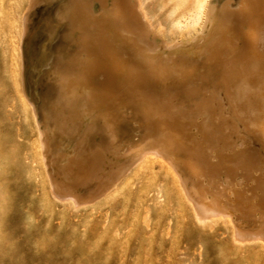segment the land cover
<instances>
[{"label": "rangeland", "instance_id": "rangeland-1", "mask_svg": "<svg viewBox=\"0 0 264 264\" xmlns=\"http://www.w3.org/2000/svg\"><path fill=\"white\" fill-rule=\"evenodd\" d=\"M12 2L0 1V264H264V242H234L229 224L216 217L199 219L186 199L171 188V179L161 174L156 158L152 163L143 160L131 167L114 191L91 204L75 206L55 197L48 171L31 148V142L37 139L33 114L30 110L26 113L21 102L24 92L36 110L51 172L76 190L87 189L81 181L95 168L98 158L103 169L111 170L120 162L133 161L136 153L150 144L167 146V154L182 173L192 174L199 184L201 170L207 171L205 161H199L201 151L213 156L207 141L222 147L231 141L240 142L238 136L244 134L246 139L238 147H224L230 148V153L239 148L241 154L252 148L264 167V152L258 150L264 138L251 127L252 133L246 132L247 125L240 119L264 117V35L259 37V44L249 40L254 33L255 13L245 12L243 17L225 22L221 4L205 37L165 48L160 44L149 47L153 41L150 35L143 37L138 31L123 29L113 6L100 0H36L21 43L26 2L22 0L13 16L14 85L11 50L2 39ZM246 2L252 9L262 0ZM246 42L252 46L239 56L238 48ZM150 62L154 68L148 65ZM92 64L96 71L90 72ZM223 74L228 76L227 81ZM73 75L84 77L72 94L67 91ZM154 96L159 97L155 98L157 105ZM196 100L200 109L189 117L184 115L196 108ZM143 108L151 112L144 119ZM146 123L150 130H146ZM63 124L65 129H61ZM190 160L195 162L191 161L195 171L189 166ZM215 160L211 161L216 165L231 162L225 155ZM260 174L264 175V169Z\"/></svg>", "mask_w": 264, "mask_h": 264}, {"label": "bare ground", "instance_id": "bare-ground-1", "mask_svg": "<svg viewBox=\"0 0 264 264\" xmlns=\"http://www.w3.org/2000/svg\"><path fill=\"white\" fill-rule=\"evenodd\" d=\"M20 1H22V0H14V2H12L11 7L8 10L9 11V13H8L9 16H5V12H4V16L6 17V22L5 21L4 22H5L7 28H6V31L4 29L5 32L2 35V37H3L2 39L5 42V45H7V47L10 48V50H11V54H10V71H11V78L14 81V85H17V77H16V74L14 72V67H13V60H14V55H15V53H14V40H13V37L16 34V32H15L16 31L15 30V25L13 23V16H14V12H15L16 6L20 4ZM35 1L36 0H26V2H25V5H24L23 11H22L23 27H22L21 36H20V42L21 43H22V40L24 39V37L26 35V32L28 30V26H29L28 23H27L28 13L32 10L33 6L35 5ZM100 1L102 3H106V4L108 3L110 6L111 5L113 6L115 12H117L116 16L120 19V22L122 24V28L123 29L126 28V29H128L130 31H133V32L134 31H138L139 33H141V35L143 37H145L147 35L148 36L150 35L151 38L153 39V41L149 44V47H155V46H158L160 44V45H163V47H165V48H171V47H174V46L187 45V44H190V43L195 42L196 40L201 39L204 36V34L207 32V30L209 29V27L211 26V24L213 23V21L215 19V16H216V13H217V10H218L219 6H221V4L223 5V9H224V12H225V19H224L225 22H226V20L227 21L228 20H232L233 17L241 18V17L244 16L245 12L250 13V15H251V13H255V16H253V17H255V27L253 28V30H254L253 32L254 33L250 37L249 40L252 39L253 41H255L256 43L259 44V37H261L262 35H264V0H262L261 4H259V6H254L252 9L247 8L248 7L247 6L248 5L247 4L248 2H246V0H100ZM6 3L7 2H5V4ZM7 4L10 5L9 3H7ZM3 8L5 9V7H3ZM250 15H249V17H252ZM111 16H112V14H111ZM52 20L53 19H51V21ZM113 20H115V19H113ZM50 25H51V23H50ZM50 25H49V27H50ZM212 25H214V23ZM242 26H243V24H242ZM30 29H31V26H30ZM126 29L124 30V32L126 31ZM242 31H243V29H242ZM14 32H15V34H14ZM106 32H108V31H106ZM105 36H107V35H105ZM126 36H127V34H126ZM239 36H241V34ZM127 37L130 38V35L127 36ZM218 39H217V41H218ZM143 40H145V39H143ZM221 40H223V42H224L225 39H223V37H222ZM250 45H251V42H246L245 43V46H242V47L240 46L238 48V51H237L238 55L239 56H243L245 53H248L246 51H247V49H248V47ZM253 45H255V44L253 43ZM108 46L109 45H107V48L110 49V47H108ZM234 46H235V44H234ZM256 48H257V46H256ZM259 48H261V47H259ZM86 49H87V47H86ZM104 49H106V48L104 47ZM104 49H102V50H104ZM257 50H258V48H257ZM110 52H111V50H109L108 54ZM234 52H235V50H234ZM231 53H232V51H231ZM250 54H251V52H250ZM92 56H93V54H92ZM212 56H213V54H212ZM111 57H109V58H111ZM234 58H236V57H234ZM230 59H233V58H230ZM250 59L248 58V60H250ZM252 60H253V58H252ZM254 60H255V57H254ZM94 62H95V60H94ZM144 62H146V61H144ZM133 64H134V62H133ZM148 65H151L152 66V63L151 64L148 63ZM92 66H93V64H92ZM92 66H91V68H92ZM136 66L137 65H135L134 67H136ZM153 66H154V64H153ZM82 67H84V66H82ZM105 67H107L106 64H105ZM258 67H259V65H258ZM114 68H116V67H114ZM142 68H143V66H142ZM240 69H242V68H240ZM93 71H96V65H94L93 68L90 69V72H93ZM137 71H138V68H137ZM153 74H154V72H153ZM262 74H264V69L262 70ZM69 75H71V73H69ZM69 75H67V76H69ZM223 75L226 76V74H223ZM245 75H246V73H245ZM156 76H157V74H156ZM83 77H84V75H82V76L73 75L71 77L72 79H70V85H69L70 87H69V89H68L67 92H69V93L71 92L73 94V91L76 90L77 87H78V85L83 82ZM227 77L228 76L223 77V79H226L225 81H227V79H228ZM21 78H22V70H21ZM208 82H209V80L207 81V83ZM231 82H232V80H231ZM22 85H23V81L21 79V86ZM234 86H235V84H234ZM244 87H245V85H244ZM225 88H226V86H225ZM228 88L231 91V88L230 87H227V89ZM230 91H229V93H231ZM95 92L96 91H94V94H91L92 97L95 96ZM224 92H226V91H224ZM239 92H240V88H239ZM152 93H150L149 95H151ZM229 93H228V95H229ZM233 94H234V92L232 91V94L231 95H233ZM130 95H131V93H130ZM231 95H230V97H231ZM155 96H154V100H155V98H159V97H155ZM97 97H98V95H97ZM149 97L151 98L152 96H149ZM211 97H212V95H211ZM228 98H229V96H228ZM256 98H257V95H256ZM152 99H153V97H152ZM187 100H189V99H187ZM60 101H62V100H60ZM78 101H79V99H78ZM149 101H152V100H149ZM157 101H158V99H157ZM162 101H163V99H162ZM185 101H186V99H185ZM230 101H231V99H230ZM235 101L233 102V104L235 103ZM21 102H22L23 108H24V110H25L26 113H28L29 110L32 112L33 118H34V121H35L36 127H37V139H34L31 142V148L33 149V153L35 155H39L40 156V159L42 160L43 164L45 165V167H46V169L48 171V174H49V181H50V186H51V192L58 199L61 198V199L65 200V201L66 200L67 201L69 200V202L71 201V203H73L75 206H78V205H81V206L83 205L84 206L86 204H91L97 198L99 199L102 196L104 197V195L107 194L108 192H110L111 189H113V191H114V189H115L114 187L117 186V184L119 183V181H122L121 179H123L124 175L127 174L126 172L129 171V169H131V167L137 165L139 162H141L143 160H146V161L149 160L151 162V159H152V161H155L153 159L156 158L160 162V164L158 162V166L160 167L161 174H163V175H165V176H167V177H169L171 179V182H172L171 188L176 189L179 192V194L182 197H184V199H186V201L191 205V207L193 208V210H195L194 211L195 212V215L197 214V217L199 219L209 218V217L210 218H212V217L215 218L216 217L217 218L216 219L217 221H222L225 224H229L231 226V229H232L233 241L234 242L235 241H243V243H245L244 240L247 241L248 244L250 243L248 241L258 242L260 240L261 242H264V175L260 174L261 171L264 169V167H261V165H260V161H262V160L256 158L252 154V151H251L252 148H248L247 152H244L243 154H241V151L242 150L240 151L239 148L236 149V152L230 153L228 151H232V150H230V148L229 149H226V147H224L226 145H232V147L235 148L237 145H240V143L246 139L245 136H243L244 134L238 136V137H240L242 139L240 142H238V141L232 142L231 139H229V137L226 136V137H228V140H230L231 142L230 143H226L224 141L226 143V145H224L222 147H220L219 145H217L214 141H210V140H209L210 142L207 141L206 147L211 151L210 153H212L213 156L204 154L205 152H202L201 151V154H200L201 156L199 158V161H205V163L207 165V171L201 170L202 176L200 177L201 178L200 184L197 183L194 180V178L192 177V174H188V173L183 174L182 173V171L178 167V165L167 154V146L160 147L159 146L161 144L160 143L159 145H157V144H150V145H148L144 150L139 151V152L136 153V157H135V159L133 161H126V162H122V163L120 162L119 164L115 165L111 170H108L107 169L108 171L106 169H103L102 168V166L100 164V161H99V158H98L95 161V168L92 167L93 170L89 173V175H87L88 177L85 178V179H82V181H81V184L84 185V186H86L87 189L86 190H76V189H74V186L73 185H68L67 183H63L59 178L55 177V173L54 172H51V170L49 168V160H48V158L50 156H48V154H47L46 142H45V139H44L43 130L40 129V127L38 125V119H37L36 110L33 107V104H32L31 99L24 92H23V96L21 97ZM245 102H246V100H245ZM253 102L255 103V101H253ZM188 103H189V101H188ZM202 103L203 102H201V104ZM213 103H214V101H213ZM256 103H255V105H256ZM68 104H70V102ZM155 104L157 105L156 100H155ZM191 104H193V103H191ZM194 104H195V106L194 105L193 106L196 107V108L193 111H191V109H190V111H185L184 115H188V117H189V114H191V113L196 114L195 112L198 111V109H200V105L198 104V101H197V103L194 102ZM243 104H244V102H243ZM143 105H145V104H143ZM186 105L188 106V104H186ZM255 105L253 104L254 108H255ZM259 105L260 104H258V106ZM187 106L183 107L184 110H185V108ZM235 106H233V107H235ZM177 107H179V106H176V108ZM148 108H149V106H148ZM201 108H202V106H201ZM259 108H261V107H259ZM164 109H165V107H164ZM235 109L239 111V108L237 109V107H236ZM84 110H85V108H84ZM179 110H180V108H179ZM169 111H170V109H169ZM171 111H173V110H171ZM183 111L180 110V112H182V114H183ZM157 112H159V114H161V111L160 110H157ZM163 112H164V110H163ZM199 112H200V110H199ZM202 112L203 111H201L200 113H202ZM235 112H237V111H235ZM239 112H241V110ZM150 113L151 112L148 109H144V108L141 109V116L143 117V119L146 118V117H148V115ZM259 113H261V111ZM57 114H55V115H57ZM69 114H67V115H69ZM138 114H140V112H138ZM154 114H155V112H154ZM242 114H244V113H242ZM157 115H158V113H157ZM61 116H62V114H61ZM240 116L241 115L239 114V117ZM82 117H83V115H82ZM176 117H177V115H176ZM178 117H179V115H178ZM91 118H92V116H91ZM186 118H187V116H186ZM186 118L184 117V119H186ZM240 119L244 120V123H246V125H247V126H245V129H244L246 132H248L249 134H251L252 133L251 132L252 129L250 130V127H251V128H253V130L256 129L257 132L260 133V136H262L264 138V126H263L264 117H259L257 115H252V116H243ZM130 122H131V120H130ZM140 122H142V120H140ZM186 122H187V119H186ZM99 124H100V122H99ZM146 124H145V126L147 127L146 130H148L149 127H151V126H150L149 123H146ZM67 125H68V123H67ZM115 125H114V127H115ZM119 126L120 125H118V127ZM67 127H70V126H67ZM246 127H249V129H246ZM65 128H66V125L63 124L61 126V129H65ZM131 128H132V126H131ZM119 129H120V127H119ZM141 129H143V128H141ZM143 130H142V132H143ZM73 131H74V129H73ZM225 131H226V129H225ZM202 132H204V131H202ZM241 132H242V130H241ZM148 133L150 134V131ZM211 133H212V131H211ZM213 133H214V131H213ZM223 133L224 132H222V134ZM148 136L146 137L147 141H148ZM229 136H231V135L229 134ZM122 137H123V135H122ZM141 138H143V137H141ZM156 139H157V137H156ZM211 140H212V137H211ZM224 140H227V139H224ZM97 145L95 146L96 149L98 148ZM173 146H174V142H173ZM257 146H259V145H257ZM178 147H179V144H178ZM177 148H176V150H178ZM74 149H75V147H74ZM258 150L262 154L264 152V144H263V147L262 148H259ZM181 151H182V149H181ZM189 153H191V152L189 151ZM175 155H176V152H175ZM186 155H187V153H186ZM216 155H218V156L225 155V158L227 160L231 161V162L229 164H225V165L224 164H218V165H216V164H214L211 161V160L214 161L215 159H217L218 156H216ZM88 159H90V158H88ZM100 159H102V158H100ZM117 160H119V159H117ZM194 160H195V158H194ZM191 161L192 160H190V162H189V166H190L191 170L195 171V168H193L192 167V164H191L194 161H192V162ZM104 162H105V160H104ZM150 162H148V163L150 164ZM186 163L187 162H185V164ZM231 163H232V165H230ZM199 164H197V166ZM96 165H97V167H96ZM151 165L153 167V164H151ZM90 166H91V164H90ZM93 166H94V164H93ZM152 167H151V169H152ZM200 168H201V166H200ZM96 169L99 170L98 173L95 172ZM198 170H199V168H198ZM151 171L154 172L153 170H151ZM256 171H258L259 173L257 174ZM82 172L83 171H81V174H83ZM143 174H144V172H143ZM57 176H60V175L58 174ZM199 176H200V174H199ZM111 195H113V194H111ZM261 242H258V243H261ZM238 244L240 245V243H238Z\"/></svg>", "mask_w": 264, "mask_h": 264}]
</instances>
